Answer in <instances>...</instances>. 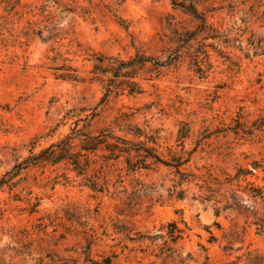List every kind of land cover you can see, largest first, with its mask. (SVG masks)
<instances>
[{
  "label": "rangeland",
  "instance_id": "374dc122",
  "mask_svg": "<svg viewBox=\"0 0 264 264\" xmlns=\"http://www.w3.org/2000/svg\"><path fill=\"white\" fill-rule=\"evenodd\" d=\"M137 53L177 59L114 77ZM95 106L93 130L140 126L171 164L110 161L103 191L23 169L0 187V264H264V0L0 2V176Z\"/></svg>",
  "mask_w": 264,
  "mask_h": 264
},
{
  "label": "trees",
  "instance_id": "16d2710c",
  "mask_svg": "<svg viewBox=\"0 0 264 264\" xmlns=\"http://www.w3.org/2000/svg\"><path fill=\"white\" fill-rule=\"evenodd\" d=\"M0 2H5L11 8L17 4V0H0ZM181 6L193 15L194 18L199 17L200 11L193 1L188 3V5L183 4ZM176 59L177 57L170 55L165 60H160L158 57L152 55L137 53L129 60H119L113 75L114 77L120 75L126 77L135 76L137 66L145 65L148 62L158 66H164L172 63ZM98 60L102 62V59ZM99 61L95 63V67L104 71V65L99 63ZM112 62L110 63L109 61L108 64L111 68L115 66ZM127 82H131L137 88H130V93L139 92L138 90L141 91L137 82ZM107 93L108 91H105L103 98L107 96ZM77 109L80 112L87 113L84 116H80ZM72 112L76 113V119L69 126V131L40 150L36 151L32 145L27 156L22 158L17 157L14 166L0 176V187L4 185L10 188L13 187L19 180L15 178L20 175L23 169L29 166H40L42 168H58L63 166L74 172L75 176L81 177L83 182L93 190L103 191L109 188V183L102 169L110 161L121 162L123 167L131 172L150 168L155 163L171 164L158 151L157 135L145 131L140 126L136 125L129 128L132 137L126 134H119L113 126L93 130L92 124L98 114L96 106L94 108L80 107L69 110L63 118V123L65 118L74 116ZM128 116L127 113L120 114L116 117L115 123L120 125V119L122 117L127 118ZM98 161L102 162L97 167L92 166L93 163H97ZM179 164L176 163V165ZM90 170L94 172L90 173ZM61 176H63L64 181L70 180L67 174H62ZM59 177L60 175L56 177V180H60L58 179ZM101 179L103 182H101ZM121 181L122 179H118V182Z\"/></svg>",
  "mask_w": 264,
  "mask_h": 264
}]
</instances>
